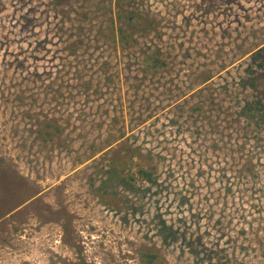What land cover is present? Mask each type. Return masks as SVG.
Masks as SVG:
<instances>
[{
  "label": "rangeland",
  "instance_id": "374dc122",
  "mask_svg": "<svg viewBox=\"0 0 264 264\" xmlns=\"http://www.w3.org/2000/svg\"><path fill=\"white\" fill-rule=\"evenodd\" d=\"M261 49L264 0H0V264H264Z\"/></svg>",
  "mask_w": 264,
  "mask_h": 264
},
{
  "label": "trees",
  "instance_id": "16d2710c",
  "mask_svg": "<svg viewBox=\"0 0 264 264\" xmlns=\"http://www.w3.org/2000/svg\"><path fill=\"white\" fill-rule=\"evenodd\" d=\"M127 23L130 24V29L131 30H135V28H143L144 26V22L141 21V19L139 18H135V17H132V16H129L127 17L126 19ZM128 36H130L129 34L123 32L121 30V39L122 41L124 42H128L127 39L129 38ZM252 59L255 63H260L259 65V69L260 70H263L264 69V49H261L260 51L254 53L252 55ZM152 64H151V69L154 71V72H157V70L164 65V63H162L157 57L153 58L152 59ZM249 74L250 75H255L253 69H250L249 71ZM251 76V79H249L246 83V87H251V88H254L258 94H262L264 92V78L263 77H260V78H263L261 79L262 81H255ZM259 78V79H260ZM211 79H207V81H210ZM255 107H251L250 105H246L243 107V109L241 110V115L242 116H245L246 119L248 120V123L249 125L253 123V120H255V113H253V111L255 110L254 109ZM198 110H200V108H197ZM55 128L56 129H60L59 127H57V125H55ZM138 154H136V152H131L128 154V156L124 159V167H123V171H126L124 170V168L126 167H134L136 166L138 168V173H137V176H141L142 180L148 182V183H151V184H155V180H154V175L153 173H151L150 171H148L143 164H135L134 163V158L135 156H137ZM117 168H120L121 167V164L118 163ZM20 207V206H19ZM18 207V208H19ZM148 259V262L147 264H155L156 260L160 259L159 255L156 254V253H153L148 255L147 257ZM160 264V263H158Z\"/></svg>",
  "mask_w": 264,
  "mask_h": 264
},
{
  "label": "built area",
  "instance_id": "2783aa9c",
  "mask_svg": "<svg viewBox=\"0 0 264 264\" xmlns=\"http://www.w3.org/2000/svg\"><path fill=\"white\" fill-rule=\"evenodd\" d=\"M143 181H144V180H143ZM144 183H146V184H147L148 182L144 181Z\"/></svg>",
  "mask_w": 264,
  "mask_h": 264
}]
</instances>
